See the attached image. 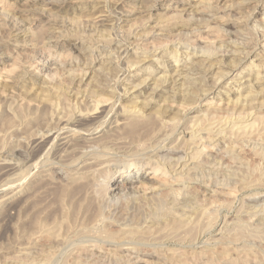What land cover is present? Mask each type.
Wrapping results in <instances>:
<instances>
[{"label":"rangeland","instance_id":"374dc122","mask_svg":"<svg viewBox=\"0 0 264 264\" xmlns=\"http://www.w3.org/2000/svg\"><path fill=\"white\" fill-rule=\"evenodd\" d=\"M48 1H49V4H48ZM48 1L47 0H0V4H2L1 6H3L2 8L5 10V12H8V16H6L7 13L5 14V16L4 15L2 16L0 14V52H1L0 53V160H1L0 161V264H34V263L35 264H41V263L45 264L47 260H49L48 264L49 263L50 264H66V263L75 264L76 262L78 264H83L84 261L83 262L75 261L76 260L75 254L78 252V249H80L79 246L81 247H83L84 245L87 246L89 244L88 242H90V244L92 242L93 243L96 242L101 245L99 256H101L103 260H101V258H98L97 259L98 261H96V259H91L89 260L90 262L85 261L84 264H86V262L87 264H93L94 260L96 262L94 264H102V263L103 264H116V263L118 264L119 261H121L122 264H125L126 262H127L126 264H129L131 261H132L131 264H153V263L154 264H171V262L172 264H181L182 262L180 263L179 261L181 257H178V256L182 254L184 256L187 255L184 258H187L188 256L193 257V256H197L199 252H200L199 254L202 257L199 254H198L199 258H197L198 256L192 259L189 257L187 258L188 260L185 259L187 260L186 264H189V263L190 264H193V263L194 264H207V263L212 264L214 263L213 262L214 259H215L214 260L215 263L217 264H223L224 262H225L224 264H227V262H229L228 264H237V263H234L233 261L235 259H238L240 257L239 255L243 256V257L242 256L240 257L241 259H248L249 264H253L252 262H254V264H264V240H263L264 235L261 236V234L264 232V211H263L264 210V180H263L264 177L262 178V175H264V164H263L264 159H262L264 158V155H263L264 154L263 152L264 138H262L264 137L263 135L264 134V105H263L264 104V66L263 67L261 66L260 68V73H261L260 80H259L260 82H258L257 84H254L255 82L254 80H253L254 82L252 81V79H255L256 74L251 76V79H250L251 81L250 80L248 81L250 85L254 84L252 85V87L250 86L247 87V85L245 84H242V85L236 84L235 80L234 82L232 81L230 83H229L230 80L226 81L223 84L221 83L222 92H219V94L216 97H214V95L210 96L208 99L209 100L208 104L206 103V105L202 106L201 108L197 109L196 111L192 113H188V111H185L187 110V107L185 106L187 104H192L191 101L187 102L184 105L186 109L182 108V109H185V110H182L183 112L180 111L179 107H177L176 109L175 108L171 109V107L173 106L170 107V105H172L169 102L170 100L165 101V99L168 96L170 97V95L172 94V92L170 91L173 88L175 90H178V89H184V88L186 89V87L188 88L190 86L189 89H191L192 85H190L189 83L187 84L184 83V80L181 81V79L183 78L176 81V83L174 82L175 84L173 82L171 83L170 81L168 84L166 83L164 87L159 88V92L162 93V96L159 97L158 100L151 105L152 107H150L149 109L145 108V110H147L146 114L149 115L150 121L152 122L150 125L151 127L156 126L154 128L158 129L160 126H162V122H160L161 119H162L161 121L163 120L164 121L166 120V122L170 121V122H167V124H165L164 126V130L166 128L165 131L167 132L168 130L167 133L169 134L170 132H173V134H175L176 132L175 127L177 125L175 122L181 123L182 127H187L193 121L195 122L198 119L202 120L201 118L203 117L204 119L208 118L207 116L209 114H210L209 117L213 116L215 112H216L215 114L216 118L217 119L219 118L218 119L219 122L222 121L224 123V125L222 124L221 126L222 122L219 124V122L216 120V122H218L219 128L220 129L223 128L221 129L222 136L224 138L227 136V138L224 139L222 137L221 140H217L215 142L213 141L214 142L213 149L209 147L208 149L209 152L207 151L208 153H206L207 155H204V158L202 157V160L204 161L202 167L198 169L199 171L197 170L198 172L196 171V173H193L191 171V173L193 174L191 175L190 180L189 181L187 180L188 181L187 184L189 185L188 186H186L187 184L185 185L186 187L190 186L189 187L190 189L192 187L191 192L192 193L194 192V195H196L195 196L196 201L194 202H198L199 204L202 203L200 205H205V206L207 204L206 207H208L209 209V215L212 213L208 219L210 221H213L212 225H209V223H205L207 222L208 219H206V221L204 220L200 221V223H198L199 221H195L197 223L196 224L194 222L195 227L197 225L198 226L200 225L199 226L200 228L196 227L195 229L199 231L195 230V233L192 234L193 236L190 235L191 237L190 236L188 237L189 239L187 238L189 234L188 233L186 234L184 232L186 234L185 235L184 233H182L183 231H181V232H178L176 236L173 233L174 235V236L172 235L173 239L171 238V236L169 239L167 238L166 240L165 238L162 239L161 237L160 241L159 240H155L156 242L154 240H151L150 242L148 241L147 243L149 244L133 242L130 246L129 245L127 246L128 242L124 243L121 240H119L121 241V243L117 242V246H119V249L121 248L127 249L126 247L128 248L131 247V249L134 248V251L127 252L126 258H124L125 253L119 254L117 256L114 255L115 254L114 248L116 247L115 246L116 244L110 245L107 243H103L102 241L104 240L103 238L106 237L105 234L107 233L109 234L111 230L112 232H114L115 230L119 231V229L121 230L122 227L124 229L127 226L126 229H135L136 227H138L136 229L142 228L140 229L141 232H144V230H146L147 228L146 230L147 232L149 230L148 226L150 224H151V227H149L150 231L151 229L155 230V229L164 227L165 225L164 221L163 222L159 221L161 225L164 224L161 227H159L160 226L159 223L158 224L155 223L153 226V224L151 223L152 221L150 222V220H152L153 217L157 215V214H153V213H156V212H153L154 210H156L155 205L153 206V202L155 204V201L153 200L155 199L157 200V198L161 199L160 196L168 192V190L161 188L157 181L151 180L153 176H150V171L148 170L145 171V167H146L145 165L147 164L148 161L144 158L143 155H141L139 151H138L139 153L137 152V155L135 157L133 156V158H131L129 157V155L117 153V150L113 146L111 147L109 146L108 148L110 149L107 148L110 151L109 153L107 149H105V151L103 152L104 150L103 148H99L96 146L91 148L87 145L88 147L86 146L85 148L82 149L83 150L82 153L79 152V154L81 153V155L79 156L77 154L78 152L76 153L70 152L71 153L70 155V153H68L69 151L67 150V148L63 144H61L60 141L53 140V141H50L51 143L48 142V144L40 143V142L38 144V142H36L35 140L36 138L41 136L40 134L43 133L44 130H46L45 128L50 129V128H53V126L55 128V126H57L56 123L58 121V118H60L59 117L60 115L65 116V117L67 115V117H69L68 119H70V118H74L77 114H80L81 112H83V114L85 115L89 113H91L89 115H92L94 111L97 112V109L94 108V105H96V102L98 100H102L103 98L109 99V102H108L109 105L105 107L104 110L106 111L104 112L103 115L101 114L99 115L97 112V115L101 117L98 120H96L97 122L96 121L93 122L92 128L93 127L102 128L105 125V121L109 120L107 118L114 117V115L116 116V114L118 113L117 110H119V108L125 107L128 105L129 106L133 105L134 102H135L134 103L135 105L136 101H139L141 103L149 99V97L151 96L153 92L155 84H157V82L160 79V76L168 74L167 76L171 75L169 77L171 78L172 76H174V69L179 66H176L178 64H175V59L171 58V55H166V54L164 55L162 50L160 49H154V50L150 49L151 51L149 50L146 54H143L142 51H144L143 50L144 48L143 49L140 48L142 51L138 50L136 52L135 49L138 48L137 44L140 43L138 45L139 47H143V45H145V43H142L141 40L138 41V39L140 38L141 33L143 35L144 33L146 34L148 32H151V30L154 31L155 35L157 36V33L159 34V32L157 31L158 30L157 28L161 27L164 24L163 28L165 30L167 29L168 31L166 30V32L164 31L162 35L160 33L157 36V38L148 41V43L146 42V45H145L146 48L148 47V45L152 46L155 44V46L156 45L160 46L164 43L166 44V42L168 43L170 40L171 41L174 39L177 40L176 36L179 37V35L177 34H180L181 39L182 37L185 36V34H186L185 36L186 38L188 37L189 34L190 35L194 34L196 35V37L193 35L195 37L194 44L199 45L200 47H203V46L207 47L210 42L211 43L213 42L212 40H214L215 36L213 35V33L206 30L207 28L205 25L206 23L202 24L201 22L198 23L199 22L198 20L196 21V19H198L199 17L195 11H193L194 12L193 14L191 13L193 9H190V7L192 8V6L193 8L195 7L198 8L200 6L199 8L200 10L206 9L210 11V9L211 8L213 9V7L215 8L217 4L218 7L216 8H219V11L221 10L219 15L224 16V19H226V21L234 24V25H227V28L231 30L232 32H235V31L243 32L242 36L243 37L247 36V37L243 38L241 36L240 37L241 40L239 41L245 42L246 43V44L244 43L245 46L247 44H250L246 46L248 48L246 49L247 50L250 49V51L253 52L252 59L255 60V64H259L260 62H262L263 64L264 63V46H263L264 44V37H263L264 35V27H263L264 26V14H263L264 7L263 8H261L262 6L257 7L256 0H252V1L250 0H159V2L158 0H155V1L154 0H127V2H130V3H123L122 7L116 6V0H59L60 2L58 0H52L57 3L59 2L57 5H54V6L50 4L52 1L50 0ZM46 2L48 5L46 4ZM60 3L67 5L69 10L68 11L61 10L59 8ZM171 4L177 6V8L174 6L172 8H169V11H168V9H166L165 6H168ZM32 6L34 8L36 6L35 9L37 11L33 10L34 8L32 9ZM37 6H39L40 8ZM156 6L157 8H154ZM160 6H163L164 8L162 7L160 8ZM38 9H40V11H38ZM149 9H151L152 11L150 10L149 13H147V10ZM21 10L22 12H20ZM141 10H144V11L141 13ZM9 12L10 14L12 13L11 16ZM151 12H153L154 14V15L152 14L153 15L152 18H150L149 16ZM210 13L212 14L213 12H209V14ZM100 15L105 16V18H107L110 22L108 21L103 24L96 23ZM5 17H7L8 19ZM13 18H15L14 19L15 22L12 20ZM148 18H150L149 19L150 21L152 19V21L149 22ZM222 20L223 19L216 20L215 22L217 24L222 25L223 24ZM160 22H162V24ZM156 23L158 25L160 24L161 25L157 26ZM153 24L155 27L153 26ZM211 24H214V22H212ZM8 25L10 26L8 27ZM19 28H23V29H19ZM175 28H178V29H175ZM204 28H205V31H204ZM195 29H196V32H194ZM260 29L262 31H260ZM202 30H203V33H202ZM104 33L106 35H104ZM89 35L93 37L91 38ZM169 35L171 37H169ZM173 35L175 38L173 37ZM56 37L58 39H56ZM77 37H79V39H77ZM50 39H51V42H49ZM68 39L72 40V44H74L73 47L70 46L71 42ZM92 39L93 40L96 39L95 41H93V44H95L94 42H97L99 40H103V41L106 39L108 40L110 39V40L108 44H103L102 41H100L101 43L98 42L97 43L98 46H94V49L97 47L98 50H95V52H93L90 55V53L88 54V51H89L88 47L91 46L90 40ZM208 47H210V45ZM173 48H177V47L172 46V49ZM178 48L180 49V46ZM183 51H185V49L181 50V52ZM185 58H186L185 55H182L180 57V60H181L180 63L183 62V59ZM145 59L147 60V62ZM233 59L234 58L230 57L229 60H227L226 62L231 63V60ZM218 60H220V57L218 56L212 57L210 59L209 65L210 64H211L210 66L213 65L212 69L214 70L210 72V75L207 76L208 78L205 79L207 82L203 79H202V83L200 82V78L202 74L201 76L197 73L193 74L194 75L193 78H196L198 79L197 81H199L197 82V84L200 83L201 88L204 87V90H206L207 88H210V86L217 83L219 81L218 80L219 72H221L222 70H226L224 69L225 67L224 65H221L218 63ZM236 60L237 59H235L234 61ZM136 61L137 63L140 62L141 64H135ZM238 61L239 59L237 60V62ZM250 61L242 62V67L245 69L248 68L247 66L249 65ZM151 65L153 67H151ZM35 72H38V73H35ZM85 72L86 74L88 73L87 77L85 76ZM191 75L189 76L191 77ZM19 77L20 78L23 77V78L20 79ZM147 78L148 79L150 78V79L148 80V82H146V85H143V86L141 85L142 87L140 86V89H139V91L141 92L140 96L138 97L134 96L133 94L135 92H132V91L135 89V87L138 84H141V82L143 80H146ZM11 85L14 88H12ZM197 86H199V84ZM238 88H240V90H238ZM223 90L224 91L228 90L229 93H226V92L224 93ZM248 92L252 93L251 97L253 99L251 97H248L252 101L248 100L246 102L244 98L245 96H247ZM240 96H243L244 98ZM118 98L119 100H117ZM240 98L244 100L242 99L240 100ZM13 99L15 101H13ZM228 101H229V104H227ZM239 101H242V102H239ZM242 103L244 106L242 105ZM162 104L165 106H162ZM9 105H11V107ZM136 106L140 108L142 104L136 105ZM218 107H220L219 110H218ZM9 108L11 109L10 111H9ZM56 108H59V109H56ZM93 108L96 110H94ZM212 108H214L215 110ZM15 109L18 110L19 112L18 111L16 112ZM163 109L165 111L167 110L166 113L168 114L164 113L165 111ZM178 109L180 112H178ZM157 110L161 114L164 113L165 116L160 115V113H158ZM75 111H77V113ZM16 113H19V114H16ZM211 113H213V115H211ZM94 114L96 115V113ZM158 114L160 116H158ZM19 115L20 117H18ZM152 116L157 117V119H154L155 117H152ZM238 116L244 117V119H248L247 123H253L254 125L252 131H249L247 135H245L246 137L244 135L243 137L242 135L236 133V130L234 129V126L239 125V121L237 122L239 118ZM67 117L66 118L63 117V118L67 119ZM99 120L101 121L99 122ZM154 120H157V121L155 122ZM225 121H228V122H225ZM158 122L161 124H159ZM230 126L231 127L233 126L232 127L233 129H230L231 128ZM216 129H218V127H216ZM228 130H230L229 132H231V135H229L230 133L228 132ZM253 130L256 132H254ZM232 131L236 135H234ZM51 134L53 133L51 132ZM123 135L124 134L122 132L121 133L117 132V134L107 133V138H108L107 140L108 141L116 140L122 137ZM235 136L237 139L235 138ZM239 136H241L242 138H240ZM33 137H36V138H33ZM174 137L175 138L171 142H169L168 145H171L172 142H174L176 139L179 138L178 134H176ZM18 140L20 141V143L18 142ZM223 140L224 142H222ZM127 142L131 143V141L129 140ZM137 145L139 144H135L136 147L133 145L132 146L134 148H138V147L140 148V146L142 147L141 144L138 147ZM18 147L20 149L16 151V148L18 149ZM143 147L145 146L143 145ZM96 148H98V150ZM90 149L92 151L94 150L95 152L93 151L94 152L93 153ZM111 149H115V150L112 151ZM231 151L233 152V155ZM84 152L88 154L85 155ZM83 153L86 157H84ZM114 153L117 154V156ZM99 154H103L101 155V157L102 156L103 157L99 158L100 157ZM261 154L263 155V157ZM221 157L222 158L224 157V158L222 159ZM72 158H74L75 161H73L74 159ZM95 158L98 160V162H100V165L102 163L101 167L99 166L101 170L100 169L98 170L99 168L98 166L92 165V166H88V168H86L85 166L84 167L86 168V171H85V169L82 167L83 161L90 162V160H92L91 162H93V161H96ZM205 158L206 160L208 159L209 161L204 160ZM233 158L235 160L236 159H240V160L235 161L233 160ZM76 160L79 161V162L77 161L78 164ZM19 161L21 162L19 163ZM103 162L106 164H104ZM240 162L242 163L240 164ZM18 163L20 164V166ZM142 166H145V167H143V170L139 172L137 168L142 167ZM217 166L218 167L220 166L221 169L218 168ZM92 167H94V169ZM95 167L96 168L98 167V168L96 169ZM76 168H79V171ZM90 168L91 170L89 172ZM216 168H217V171H215ZM256 168L262 171L259 172V170ZM83 169H84V172H83ZM255 169L257 171H255ZM75 170L77 171V173ZM95 171H96V174H95ZM126 173L128 175L127 176L128 180H124L126 178L121 177L124 174L126 175ZM252 173H255V174H252ZM258 173L262 174L261 177ZM193 175H194V178L196 176L197 177L194 179ZM135 176L137 179L132 180V178ZM74 177L79 178L80 181L81 179L84 181H81L80 183V181L79 180L76 181ZM85 177L88 178L89 180L86 179ZM204 177L205 179L206 178L207 179L205 180ZM257 179L259 182L256 181ZM131 180L132 182L143 181L142 188H144V186L147 185L146 186L148 190L147 193L149 192L150 189H151L150 192L151 191L153 192L155 190L154 193L151 192V195H150V192H149L148 193L149 196H148V194L147 195L145 194L146 189L144 188V189H141L142 190L140 191L141 194L139 191H138L139 193L135 191V194H134L133 193L134 191H131L127 189L126 187L124 188L126 182L129 183L131 182ZM214 180L217 182H215ZM246 181L252 182V183L248 182V183H251L249 184L251 187L248 186V183ZM220 182L222 185L220 184ZM260 182L261 183L263 182L262 183L263 185ZM234 184H235V187H234ZM152 186L153 187L155 186V188L157 187L158 189L160 188L161 189L160 190L157 189L159 191L157 193V190L154 188L152 189ZM245 186L246 187L248 186L247 189L246 188L244 189ZM113 187L114 188L120 187V190L116 191L115 193H110V190ZM105 188L109 192H107ZM177 188L178 187H176V189ZM213 191H216L217 194L216 192L214 193ZM175 192H176L175 194L177 195L178 191L175 190ZM218 192L220 195L218 194ZM159 193L161 194L159 195ZM230 193L232 194L235 193L234 194L235 196H233L232 198L230 196L229 198L226 197ZM145 195L147 196V198ZM156 195L159 197H157ZM198 196L200 199L198 198ZM235 197H236V200H235ZM207 198H209L210 200ZM178 199L180 198L178 197ZM201 199L202 200L204 199V200L202 201ZM178 202H180V200L177 201V203ZM203 202L205 203L203 204ZM221 204H224V205L221 206ZM208 205L211 207H209ZM255 206L256 207L258 206L259 208L257 207L258 208L257 209ZM152 207L155 209H153ZM151 209L153 211H151ZM113 211H115V213ZM238 211H240L239 214H238ZM118 215H120V217ZM117 217L121 219L118 220ZM105 219H107L108 221ZM148 219H149V222H148ZM192 219L193 218L188 219L187 222L189 221L191 222ZM209 220L208 222H210ZM230 220L232 223H229ZM243 220L244 221L246 220L247 225H244L246 223L243 222ZM93 222H95V224ZM123 222L125 224H123ZM201 222L202 224L205 223L206 225L207 224L208 225L204 226L205 224L202 225ZM227 222L229 223V225ZM241 222L243 224H241ZM144 223L146 226L143 225ZM132 224L133 226H135L136 224L135 228L132 226ZM191 224L193 223L191 222ZM119 225L120 227H118ZM121 225H124V226L126 225V226L121 227ZM128 225L130 227H128ZM225 225H228V227ZM49 226H52V227H49ZM242 226L244 227V229ZM46 227L52 229V230L48 229L50 233L48 232ZM155 227H158V228H155ZM258 227L261 229H258ZM53 228H55V231L59 229L58 231L62 232L63 234L62 233L58 234L59 233L58 231H56L57 233L53 232ZM106 228H109L108 230H110L107 233H105V231H107ZM252 228L253 229L256 228V229L253 230ZM45 229L47 230L46 232H44ZM79 229H81V232L84 230L83 231L84 235L83 233H81L83 237H81ZM103 229L105 230L103 231ZM249 230H251L250 231L251 233L249 232ZM85 231L86 233L88 231L90 232L88 233L89 236L90 234H94V236L96 235L95 236L96 238L92 236L94 238L91 237L93 239L91 242V238L89 236H86L87 234H85ZM99 231L101 233H104L105 236L103 237L102 236L103 234L101 235ZM118 231H115V232H118ZM235 231L236 232L239 231L240 235L238 236L237 234L239 233L238 232L236 233ZM76 232L78 233L76 234ZM253 232H255L256 237L259 236L261 238L257 237L258 239L256 240V237H254L255 235L253 234ZM53 233L56 234L55 235L56 239L52 238V236H54ZM120 233L121 232H119V234ZM78 235L80 236V238L78 237ZM98 235H101L103 238L99 236L100 239H98L99 238L97 237ZM196 235H197V238H196ZM250 235H252L254 238ZM84 236L86 238H84ZM178 236L180 237L182 236V238ZM236 236L238 237L236 238ZM240 236L241 237L243 236L242 239ZM245 236H249V238L251 237V239L246 237L248 238V240L246 239L247 241L245 240L244 242L243 238H245ZM59 237L60 238L62 237L60 241L63 240L64 241V242L62 241L63 244L66 242L67 243L69 242V243L62 245L61 242L59 243ZM66 237L67 239H65ZM75 237L77 238V240H75ZM175 237L176 238L178 237L179 239L178 238L176 239ZM57 238H58V241H56ZM87 238H89L90 240H88ZM118 238H121V236ZM149 238H151V236ZM238 238L240 240H237ZM185 239H186V242H185ZM232 239L234 240L236 239L237 241H234ZM194 240H197L196 241L197 243ZM193 242H195L196 244ZM241 242H243L244 244L243 243L241 244ZM246 242H248V244ZM155 243H157V245ZM56 244H58V246ZM33 245H36V246L34 247ZM244 245H246L245 246L246 248L243 247ZM156 247H157V250H156ZM32 248H34V250H32ZM237 248H240V249H237ZM251 248H252V251H251ZM204 249H209V250H204ZM212 249L214 250V252L212 251ZM158 250L161 252H159ZM177 250L179 253L177 252ZM237 250L238 252L240 250L239 255H238ZM41 251L43 253H41ZM58 251L61 253H59ZM136 251H138L139 253L138 252H137L138 254L134 253ZM250 251L251 253L248 254ZM49 252H50L49 254L50 256L48 257ZM52 252L56 253V256H55L56 258H54V260L51 258H52V254L54 257L55 253H52ZM150 252H152L153 254ZM175 252H177V254ZM193 252H195L196 255ZM202 252L203 253L206 252V253L203 254ZM241 252L246 256L248 254L249 257L246 258ZM156 253L157 254L161 253V254L157 255ZM167 253L168 255H166ZM207 253L209 254L217 253V254L216 255L213 254L215 257L211 254V256L213 257L212 258ZM224 253L227 258L224 256ZM226 253L229 255H227ZM255 253H256V256H255ZM39 254L42 257L41 256L39 257L38 256ZM45 254H47L46 255L47 256L46 258H48L47 260H45L46 259L44 257ZM72 254H73V257L71 256ZM146 254H148L149 256L148 255L146 256ZM155 254L157 256H155ZM172 254L174 255V257H178V259L174 258L175 259L174 260L173 258H171L170 256L173 257ZM222 254L224 257L220 256ZM132 255L135 256V258H133ZM206 255H208L209 257L208 256L206 257ZM251 255L256 260L250 257ZM120 256H122L121 260L120 258L116 259V257H120ZM163 256H165L167 261L164 259ZM228 256L230 257V260ZM257 256L260 258L259 260L258 258H256ZM169 257L171 258V260ZM219 257L223 259L220 260ZM127 258L129 259L131 258L130 259L131 261L128 262L127 260H123ZM210 258H212L213 260L211 259L212 260L211 261ZM224 258L227 259V262L225 261L226 259ZM50 259L53 260V262ZM135 259L137 261H139L140 259L141 260L143 259L144 261H142L141 263H137ZM231 259L233 261H231ZM42 260L43 262H40ZM219 260L221 261V263H219L220 262ZM123 261L125 262L123 263ZM163 261H166V262H163ZM261 261L263 262L261 263ZM121 262L119 264H121Z\"/></svg>","mask_w":264,"mask_h":264},{"label":"bare ground","instance_id":"6f19581e","mask_svg":"<svg viewBox=\"0 0 264 264\" xmlns=\"http://www.w3.org/2000/svg\"><path fill=\"white\" fill-rule=\"evenodd\" d=\"M48 1V0H47ZM50 1H52V0H50ZM59 1V0H58ZM155 1V0H154ZM250 1H252V0H250ZM60 2V1H59ZM58 2V3H59ZM112 2V1H111ZM158 2H159V0H158ZM57 2H55V1H52L50 4H52L53 6L54 5H57L58 4ZM65 3V2H64ZM68 3V2H67ZM114 3H115V1H114ZM123 3H130V2H127V0L125 1V0H116V6L117 7H122V4ZM256 3H257V7H260V6H262L261 8H263L264 7V0H256ZM38 4V3H37ZM36 4V5H37ZM46 4H47V2H46ZM48 4H49V1H48ZM47 4V5H48ZM66 4V3H65ZM143 4V3H142ZM165 4V3H164ZM163 4V5H164ZM190 4V3H189ZM2 4H0V14L3 16H5V14L7 13V15L6 16H8V12H5V10L2 8L3 6H1ZM154 5H156V4H154ZM153 6V5H152ZM175 5H173V4H171V5H168V6H165V8L166 9H168V11H169V8H172V7H174ZM30 7V6H29ZM37 7H39V6H37ZM58 7V6H57ZM164 8L163 6H160V8ZM176 8H177V6H175ZM216 7H218L217 6V4H216V6H215V8L213 7V9L211 8L210 9V11L209 10H200L199 8H200V6L198 7V8H193V6H192V8L190 7V9H193L192 10V14L194 13L193 11H195L197 14H198V19H196V21L198 20L199 22L198 23H206L205 25H206V30H208L209 32H211V33H213V35L215 36V38H214V40H212L213 42L210 44H208V46L210 45V47H205V46H203V47H200L199 45H195L194 43V41H195V37H196V35H188V37L186 38L185 36H186V34H185V36L184 37H182V39L180 38V34H177V35H179V37H177L176 35V39L177 40H168L169 42L167 43L166 42V44L164 43V44H162V45H160V46H158V45H156L155 46V44L154 45H152V46H150V45H148V47L146 48L145 47V45H146V42L148 43V41H150V40H152V39H155V38H157V36L161 33V35H162V33H164V31L166 32V30L163 28V26H164V24L161 26V27H159V28H157L158 30V32H159V34L157 33V36L155 35V33H154V31H152L151 30V32H148V33H144L143 35H142V33H141V36H140V38L138 39V41L139 40H141V42L142 43H145V45H143V47H139L138 45L140 44H137V49H135V51L137 52L138 50L140 51L141 49L140 48H144L143 50L144 51H142L143 52V54H146L150 49L151 50H154V49H160V50H162V52H163V54L165 55H171V58H173V59H175V64H178V65H176V66H179V67H176L175 69H174V76H172L171 78H169L171 75H169V76H167L166 74L165 75H162V76H160V79H159V81L157 82V84H155V87H154V89H153V92H152V94H151V96L149 97V99H147L146 101H143V102H139V101H136V104L134 105V103H133V105H128V106H125V107H121V108H119V110H117L118 111V113L116 114V116L114 115V117H110V118H107V119H109V120H106V119H104V120H106L105 121V125L102 127V128H92V124H93V122H95L96 120H98L101 116H99L100 114L101 115H103L104 114V112L106 111V110H104L105 109V107H107L109 104H108V102H109V99H102V100H96L97 102H96V105H94V108H96L97 109V112H98V114L99 115H97V112H95L94 111V113H96V115L93 113V111H92V115H89V114H91V113H89V114H87V115H85V114H83V112H81L80 114H77L74 118H70V119H68L69 117H67V115H66V117H67V119H64V118H66L65 116H61L60 114V118H58V121H57V126H55V128H54V126H53V128H50V129H47V128H45L46 130H44L43 131V133H41L40 135V137H38V138H36V137H33V138H36L35 140H36V142H38V144H39V142L40 143H47L48 144V142L49 143H51L50 141H53V140H55V141H60L61 142V144H63L66 148H67V150L69 151L68 153H76V152H78L77 154L80 156L81 155V153L83 152V148H85L87 145L89 146V147H91V148H93V147H99V148H103L104 150H103V152L105 151V149H107L109 146L111 147V146H113L116 150H117V153H120V154H124V155H129V157H131V158H133V156L135 157L136 155H137V152L139 151L140 153H141V155H143L144 156V158L148 161L147 162V164L145 165V166H142V167H139V168H137L138 169V171L139 172H141L142 170H143V167H145V171H150V176H153V178L151 179V180H153V181H157L158 183H159V185H160V187L161 188H164V189H166V190H168V192H166L165 194H162L161 196H160V198L161 199H159V198H157V197H159V196H157L156 198H157V200L155 199V200H153V201H155V204H154V202H153V206L155 205V208H156V210H152L151 209V211H153V212H156V213H153V214H157L155 217H153V219L152 220H150V222L153 224V226H154V224L156 223V224H160V222L162 221H164V224H162V225H164V227H161L162 225L160 224V226L159 227H161V228H158V227H155V228H158V229H155V230H152L151 229V231H150V228L149 227H151V224L148 226V231L146 232V230H147V228H146V230H144V232H141V230L140 229H142V228H140V229H136V228H138V227H136L135 228V226H136V224H135V226H133V224H132V226L135 228V229H126L127 228V226H126V228H124L123 229V227L122 226H124V225H121V227H122V229L120 230L119 228V231L118 230H115V231H118V232H112V230H111V232L108 234L107 232H109L110 230H108L109 228H106L107 229V231H105V233H107V234H105L106 235V237L105 238H103L105 235H104V233H101L100 231H99V233L103 236H101V235H98L97 237H99V236H101V238H103L104 240H102L103 241V243H107V244H116L115 246V248H114V255H119V254H123V253H125V257L124 258H126V253L127 252H132V251H134V248H132L131 249V247L130 248H128V247H126L127 249H119V246H117V242H120L121 243V241L122 242H124V243H127L128 242V244H127V246L129 245H131L133 242L135 243V242H137V243H142V244H149V243H147L148 241L150 242L151 240H161V237H162V239L163 238H165V240L168 238H170V236H171V238L174 236L173 235V233L175 234V236L178 234V232H181V231H183L182 233H188L189 235L187 236V238L191 235V236H193L192 234L193 233H195V228L197 227H199L198 225L195 227V221H199L198 223H200V221H206V219H208L209 218V216L212 214H210L209 215V209H208V207H206L207 206V204H206V206L205 205H200V204H202V203H198V202H194V201H196V195H194V192L192 193L191 191H192V187H191V189L189 188V187H186V186H188L189 184H187L188 183V181L190 180V177H191V175L193 174V173H196V171L198 170V169H200L201 167H202V165H203V160H202V157L204 158V155H207L206 153H208L209 151H208V149H209V147L210 148H212L213 149V147H214V142L215 141H217V140H221L222 139V131H221V129H223V128H219V125H218V122H219V118L217 119L216 118V112L214 113V115H213V113H211V115H213V116H211V117H209V115L207 116L208 118H205L204 119V117L203 118H201L202 120H196L195 122L193 121V120H195V119H193L192 121L194 122H191V124H189L187 127H182L181 126V123H177V122H175L177 125H176V127H175V134H173V132H170V134L169 133H167L168 132V130H167V132L165 131L166 130V128H165V130H164V126H165V124H167V122H170V121H167L166 122V120L163 122V121H161L160 120V122H162V126H157V127H159L158 129H155L154 127H156V126H150L151 125V121H150V118H149V115L148 114H146L147 112V110H145V108L147 109H149L150 107H152L151 105L153 104V103H155L157 100H158V98L159 97H161L162 96V93H160L159 92V88H161V87H164V85L167 83H169L170 81H171V83L173 82H175L176 83V81H178L179 79H181V78H183V79H181V81L182 80H184V83H189L190 85H192L191 86V89H189V87L187 88L186 87V89L184 88V89H178V90H175L174 88V90L173 89H171V91L170 92H172V94L170 95V97L168 96L166 99H165V101H169L172 105H170V107L171 106H173V107H171V109H176L177 107H179V109H180V111H182V110H185L186 108L185 107H187V110H185V111H188V113H192V112H194V111H196L197 109H199V108H201L202 106H204V105H206V103L208 104V99H209V97L210 96H213L214 95V97H216L218 94H219V92H222L221 91V89H222V84L223 83H225L226 81H228V80H230L229 81V83L230 82H234V80H235V83L236 84H240V85H242V84H245V85H247V87H252V85H254V84H257L258 82H260L259 80H260V75H261V73H260V68H261V66L263 67L264 66V63L262 64V62H260L259 64H255V60L254 59H252V54H253V52H251L250 51V49L249 50H247L248 48L246 47L247 45H250V44H247L246 46H245V42H240L239 40H241L240 39V37L243 35L242 33L243 32H239V31H235V32H232L231 30H229L228 28H227V25H234V24H232L231 22L229 23L228 21H226V19H224V16H220L219 14H220V11H219V8H216ZM34 7L32 6V9H33ZM35 8H36V6H35ZM33 9V10H36V9ZM40 8V7H39ZM59 8L61 9V10H65V11H68L69 10V8L67 7V5H64V4H61L60 3V6H59ZM141 8V7H140ZM151 8V7H150ZM154 8H157V6L156 7H154ZM159 8V9H160ZM231 8V7H230ZM50 9V8H49ZM52 9V8H51ZM144 9H145V7H144ZM152 9V8H151ZM151 9H149V10H147V13H149V11L151 10ZM204 9V8H203ZM17 10V9H16ZM115 10V9H114ZM153 10V9H152ZM151 10V11H152ZM155 10V9H154ZM174 10V9H173ZM187 10H189V9H187ZM213 10V11H212ZM223 10V9H222ZM258 10V9H257ZM13 11V10H12ZM24 11V10H23ZM37 11V10H36ZM38 11H40V9H38ZM124 11V10H123ZM144 10H141V13L143 12ZM20 12H22V10L20 11ZM26 12V11H25ZM46 12V11H45ZM45 12H43V13H45ZM48 12V11H47ZM115 12V11H114ZM120 12V11H119ZM137 12V11H136ZM209 12H213L212 14L210 13L209 14ZM30 13V12H29ZM128 13V12H127ZM134 13V12H133ZM139 13H140V11H139ZM9 14H10V12H9ZM12 14V13H11ZM11 14H10V16H11ZM40 14H42V13H40ZM112 14V13H111ZM116 14V13H115ZM129 14H131V13H129ZM153 14V12H151L150 13V18H152V16L154 15H152ZM167 14V13H166ZM264 14V13H263ZM16 15V14H15ZM14 15V16H15ZM43 15H45V14H43ZM142 15V14H141ZM146 15H148V14H146ZM145 15V16H146ZM127 16H128V14H127ZM16 17V16H15ZM108 17V16H107ZM196 17V16H195ZM5 18H7V17H5ZM27 18V17H26ZM109 18V17H108ZM150 18H148V20L150 19ZM8 19V18H7ZM14 19L15 18H13L12 20L14 21ZM18 19V18H17ZM194 19V20H195ZM220 19H223L222 21H223V24L222 25H220V24H217L215 21L216 20H220ZM20 20V19H19ZM186 20V19H185ZM189 20V19H188ZM191 20H193V19H191ZM7 21V20H6ZM30 21V20H29ZM109 20L107 19V18H105V16H103V15H100L99 17H98V20H97V22L96 23H101V24H103V23H106V22H108ZM151 21H152V19H151ZM150 20H149V22H151ZM158 21V20H157ZM252 21V20H251ZM15 22V21H14ZM18 22V21H17ZM110 22V21H109ZM159 22V21H158ZM181 22H183V21H181ZM188 22V21H187ZM212 22H214V24H211ZM218 22V21H217ZM21 23H22V21H21ZM161 24H162V22H160ZM197 23V22H196ZM20 24V23H19ZM24 24V23H23ZM27 24V23H26ZM25 24V25H26ZM64 24V23H63ZM66 24V23H65ZM157 24V23H156ZM160 24V25H161ZM183 24V23H182ZM186 24V23H185ZM12 25V24H11ZM13 25H15V24H13ZM22 25V24H21ZM20 25V26H21ZM143 25H145V24H143ZM142 25V26H143ZM160 25H158L157 24V26H160ZM165 25H167V24H165ZM180 25V24H179ZM236 25V24H235ZM10 25H8V27H9ZM94 26V25H93ZM148 26H149V24H148ZM153 26H154V24H153ZM156 26V27H157ZM174 26V25H173ZM181 26V25H180ZM184 26V25H183ZM186 26V25H185ZM203 26V25H202ZM238 26V25H237ZM65 27V26H64ZM145 27V26H144ZM155 27V26H154ZM200 27H201V25H200ZM260 27V26H259ZM264 27V26H263ZM14 28H15V26H14ZM13 28V29H14ZM87 28V27H86ZM164 30H163V29ZM166 28V27H165ZM170 28V27H169ZM199 28V27H198ZM19 29H23V28H19ZM82 29H83V27H82ZM88 29V28H87ZM97 29V28H96ZM148 29V28H147ZM175 29H178V28H175ZM197 29V28H196ZM196 29H195V31L194 32H196ZM81 30V29H80ZM154 30V29H153ZM198 30V29H197ZM255 30V29H254ZM16 31V30H15ZM98 31V30H97ZM108 31V30H107ZM168 31V30H167ZM199 31H200V29H199ZM204 31H205V28H204ZM260 31H262L261 29H260ZM259 31V32H260ZM24 32V31H23ZM109 32H111V31H109ZM189 32V31H188ZM198 32V31H197ZM92 33V32H91ZM191 33V32H190ZM202 33H203V30H202ZM13 34V33H12ZM21 34V33H20ZM94 34H96V33H94ZM135 34V33H134ZM182 34H184V33H182ZM256 34V33H255ZM60 35V34H59ZM71 35V34H70ZM73 35V34H72ZM76 35V34H75ZM79 35H81V34H79ZM100 35V34H99ZM101 35H102V33H101ZM104 35H106L105 33H104ZM103 35V36H104ZM109 35V34H108ZM137 35V34H136ZM140 35V34H139ZM244 35H245V33H244ZM23 36V35H22ZM54 36V35H53ZM57 36V35H56ZM77 36V35H76ZM85 36V35H84ZM90 36V35H89ZM213 36V37H214ZM262 36V35H261ZM59 37V36H58ZM73 37V36H72ZM80 37V36H79ZM79 37H77V39H79ZM91 37V36H90ZM93 37V36H92ZM91 37V38H92ZM94 37H95V35H94ZM106 37V36H105ZM110 37H112V36H110ZM169 37H171L170 35H169ZM173 37H174V35H173ZM243 37V36H242ZM247 37V36H246ZM246 37H243V38H246ZM263 37H264V35H263ZM51 38V37H50ZM69 38V37H68ZM75 38V37H74ZM82 38H83V36H82ZM175 38V37H174ZM184 38V39H183ZM56 39H58L57 37H56ZM76 39V40H77ZM115 39V38H114ZM136 39V40H137ZM168 39V38H167ZM166 39V40H167ZM202 39V38H201ZM49 40V39H48ZM69 40V39H68ZM87 40V39H86ZM96 39H92V40H90V44H91V46L90 47H88L89 48V51H88V54L90 53V55L93 53V52H95V50H98L97 49V47L94 49V46H98L97 45V43L98 42H100V41H102V43L103 44H108L109 43V40L108 39H106V40H99V41H97V42H94L95 44H93V41H95ZM197 40V39H196ZM248 40V39H247ZM45 41V40H44ZM71 43H70V46L71 47H73L74 46V44H72V40H69ZM199 41V40H198ZM245 41V40H244ZM49 42H51V39H50V41ZM112 42V41H111ZM115 42V41H114ZM47 43V42H46ZM66 43V42H65ZM101 43V42H100ZM138 43V42H137ZM150 43V42H149ZM201 43H203V42H201ZM245 43V44H244ZM11 44V43H10ZM102 44V45H103ZM122 44V43H121ZM19 45V44H18ZM82 46V45H81ZM101 46V45H100ZM105 46V45H104ZM112 46H113V44H112ZM172 46L174 47H177V48H173L172 49ZM180 46V49L178 48ZM263 46H264V44H263ZM85 48V47H84ZM111 48V47H110ZM118 48V47H117ZM247 48V49H246ZM255 48V47H254ZM2 49V48H1ZM182 49H185V51H183V52H181V50ZM65 50V49H64ZM73 50V49H72ZM109 50V49H108ZM122 50V49H121ZM150 50V51H151ZM116 51V50H115ZM122 52V51H121ZM161 52V53H162ZM1 53V52H0ZM3 54V53H2ZM120 54V53H119ZM142 54V53H141ZM70 55V54H69ZM89 55V56H90ZM182 55H185V59H183V62H181L180 63V57L182 56ZM106 56H107V54H106ZM109 56V55H108ZM136 56V55H135ZM156 56V55H155ZM216 56H218V57H220V60H218V63L219 64H221V65H224L225 67H224V69H226V70H220L221 72H219V81L217 82V83H215L214 85H212V86H210V88H207L206 90H204V87H202L201 88V84L200 83H198L199 84V86H197L198 84H197V82H199V81H197L198 79H196V78H193V74L194 73H197V74H199L200 76H201V74H202V76H201V78H200V82L202 83V79L203 80H205L206 78H208L207 76H209L210 75V72H212L214 69H212V67H213V65L212 66H210L209 65V63H210V59L212 58V57H216ZM143 57H144V55H143ZM230 57H232V58H234L233 60H231V63H227L226 61L227 60H229V58ZM104 58V57H103ZM92 59V58H91ZM235 59H239V61L237 62V60L236 61H234ZM146 60V59H145ZM151 60V59H150ZM251 60V61H250ZM114 61V60H113ZM141 61V60H140ZM144 61V60H143ZM249 62L250 61V63H249V65L247 66L248 68H243L242 67V62ZM108 62V61H107ZM131 62V61H130ZM145 62V61H144ZM146 62H147V60H146ZM166 62V61H165ZM114 63H116V62H114ZM128 63V62H127ZM134 64V63H133ZM135 64H141L140 62L139 63H137V61H136V63ZM143 64V63H142ZM169 64V63H168ZM220 65V66H221ZM116 66V65H115ZM35 67V66H34ZM33 67V68H34ZM151 67H153L152 65H151ZM163 67V66H162ZM165 67V66H164ZM118 68V67H117ZM151 69V68H150ZM170 69V68H169ZM168 69V70H169ZM26 70H28V69H26ZM145 70V69H144ZM173 70V69H172ZM141 72V71H140ZM26 73V72H25ZM35 73H38V72H35ZM109 73V72H108ZM142 73V72H141ZM140 73V74H141ZM88 74V73H87ZM87 74H86V72H85V76L87 77ZM139 74V73H138ZM151 74V73H150ZM192 74V75H191ZM254 74H256V77H255V79H252V81L254 82V84H252V85H250L249 83H248V81L251 79V76L252 75H254ZM38 75V74H37ZM142 75V74H141ZM189 75H191V77L193 78H191ZM20 76H22V75H20ZM26 76V75H25ZM40 76V75H39ZM42 76V75H41ZM109 76V75H108ZM118 76H120V75H118ZM137 76V75H136ZM36 77V76H35ZM18 78V77H17ZM20 78V77H19ZM21 78H23V77H21ZM20 78V79H21ZM32 78V77H31ZM211 78V77H210ZM253 78V77H252ZM19 79V80H20ZM36 79V78H35ZM150 79V78H149ZM148 78L146 79V80H143L142 82H141V84H138L136 87H135V91L133 90H131L132 92H135L133 95L134 96H140V94H141V92L139 91V89H140V86L142 85H146V82H148V80H149ZM26 80V79H25ZM24 80V81H25ZM28 80V79H27ZM91 80V79H90ZM216 80V79H215ZM74 81V80H73ZM92 81V80H91ZM116 81V80H115ZM206 81V80H205ZM251 81V80H250ZM10 82V81H9ZM12 82V81H11ZM111 82V81H110ZM118 82V81H117ZM153 82V81H152ZM207 82V81H206ZM116 83V82H115ZM114 83V84H115ZM174 83V84H175ZM222 83V84H221ZM251 83V82H250ZM150 84V83H149ZM249 84V85H248ZM16 85V84H15ZM14 85V86H15ZM113 85V84H112ZM181 85V84H180ZM209 85H210V83H209ZM10 86V85H9ZM9 86H7V87H9ZM12 86V85H11ZM141 86V87H142ZM182 86H184V85H182ZM203 86V85H202ZM124 87V86H123ZM125 87H126V85H125ZM207 87V86H206ZM12 88H14L13 86H12ZM125 89V88H124ZM242 89V88H241ZM33 90V89H32ZM107 90H109V89H107ZM113 90H114V88H113ZM113 90H111V91H113ZM166 90V89H165ZM238 90H240V88H238ZM80 92V91H79ZM151 92V91H150ZM223 92L225 93H229L228 92V90H223ZM232 92V91H231ZM75 94V93H74ZM79 94V93H78ZM81 95V94H80ZM251 95H252V93L251 92H248V94H247V96H245V98L243 97V96H240V97H242V98H244L245 99V101L247 102L248 100L249 101H252V100H250V98H248V97H251ZM75 96V95H74ZM86 96V95H85ZM84 96V97H85ZM99 96V95H98ZM77 97V96H76ZM213 97V98H214ZM97 98V97H96ZM146 98V97H145ZM144 98V99H145ZM242 98H240V100L242 99ZM252 98V97H251ZM244 99H242V100H244ZM253 99V98H252ZM108 100V101H107ZM117 100H119V98L117 99ZM228 100V99H227ZM13 101H15L14 99H13ZM12 101V102H13ZM83 101V100H82ZM81 101V102H82ZM94 101V100H93ZM189 101H191L192 102V104H187L185 107H184V105L187 103V102H189ZM244 101V102H245ZM164 102V101H163ZM183 104H182V103ZM221 102V101H220ZM239 102H242V101H239ZM138 103V104H137ZM166 103V102H165ZM179 103H181V104H179ZM212 103V102H211ZM10 104V103H9ZM74 104H76V103H74ZM80 104V103H79ZM78 104V105H79ZM90 104V103H89ZM92 104H93V102H92ZM111 104V103H110ZM140 104H142V106H140V108L138 107V106H136V105H140ZM157 104V103H156ZM159 104V103H158ZM168 104V103H167ZM166 104V105H167ZM177 104H178V106H177ZM224 104V103H223ZM223 104H221V105H223ZM227 104H229V101H228V103ZM239 104H241V103H239ZM262 104H263V102H262ZM13 105V104H12ZM81 105V104H80ZM175 105V106H174ZM219 105V104H218ZM242 105H243V103H242ZM249 105V104H248ZM264 105V104H263ZM10 107H11V105H9ZM60 106V105H59ZM75 106H77V105H75ZM96 106V107H95ZM162 106H165V105H163L162 104ZM225 106V105H224ZM228 106V105H227ZM244 106V105H243ZM20 107V106H19ZM92 107H93V105H92ZM169 107V106H168ZM62 108V107H61ZM93 108V109H94ZM161 108V107H160ZM163 108V107H162ZM165 108H167V107H165ZM182 108H185V109H182ZM219 108L220 107H218V110H219ZM56 109H59V108H56ZM55 109V110H56ZM96 109H94V110H96ZM179 109H178V112H180L179 111ZM212 109H214V108H212ZM11 109L9 108V111H10ZM16 110V109H15ZM143 110H145V111H143ZM164 110V109H163ZM169 110V109H168ZM215 110V109H214ZM221 110V109H220ZM14 111V110H13ZM18 110H16V112H17ZM158 111V110H157ZM157 111H156V113H157ZM161 111V110H160ZM165 111V110H164ZM184 111V112H185ZM222 111V110H221ZM19 112V111H18ZM20 112H21V110H20ZM57 112H58V110H57ZM76 113H77V111H75ZM162 112V111H161ZM167 112V110L164 112V113H166ZM183 112V111H182ZM220 112V111H219ZM63 113V112H62ZM151 113V112H150ZM153 113V112H152ZM158 113H160L159 111H158ZM164 113H160V115H164ZM171 113V112H170ZM16 114H19V113H16ZM57 114V113H56ZM166 114H168V113H166ZM187 114V113H186ZM63 115H65V114H63ZM159 114H158V116H160ZM111 116V115H110ZM157 116V115H156ZM165 116V115H164ZM163 116V117H164ZM167 116V115H166ZM206 116V115H205ZM18 117H20V115L18 116ZM17 117V118H18ZM58 117V116H57ZM56 117V118H57ZM64 117V118H63ZM108 117V116H107ZM152 117H155V116H152ZM163 117H161V118H163ZM220 117V116H219ZM232 117H233V115H232ZM231 117V118H232ZM239 118H238V120H237V122L239 121V125H236V126H234V129L236 130V133H238V134H240V135H247V133L249 132V131H252V129H253V127H254V125H253V123H247L248 122V119H244V117H240V116H238ZM184 118V117H183ZM230 118V117H229ZM237 118V117H236ZM235 118V119H236ZM154 119H157V117H155ZM179 119V118H178ZM222 119V118H221ZM225 119V118H224ZM101 120H102V118H101ZM101 120H99V122L101 121ZM103 120V121H104ZM177 120V119H176ZM181 120V119H180ZM179 120V121H180ZM216 120L218 121V122H216ZM223 120V119H222ZM227 120V119H226ZM230 120V119H229ZM102 121V122H103ZM155 122L157 121V120H154ZM172 121V120H171ZM186 121V120H185ZM231 121V120H230ZM97 122V121H96ZM101 122V123H102ZM222 122V121H221ZM221 122H219V124L221 123ZM225 122H228V121H225ZM159 123V122H158ZM174 123V122H173ZM174 123V124H175ZM49 124V123H48ZM95 124V123H94ZM159 124H161V123H159ZM222 124L224 125V123L222 122L221 123V126H222ZM229 124V123H228ZM227 124V125H228ZM47 125V124H46ZM54 125V124H53ZM103 125V124H102ZM187 125V124H186ZM173 126H175V125H173ZM232 126V127H233ZM97 127V126H96ZM216 127H218V129H216ZM231 127V126H230ZM230 128V129H233V128ZM152 128H154V129H152ZM173 128V127H172ZM263 129V128H262ZM261 129V130H262ZM225 130V129H224ZM254 130H255V128H254ZM253 130V131H254ZM174 131V130H173ZM230 130H228V132H229ZM51 132L53 133V134H51ZM117 132L119 133H123L124 135L122 136V137H118L119 139H116V140H111V141H108L107 139V133H116L117 134ZM224 132H226V131H224ZM233 132V131H232ZM254 132H256V131H254ZM258 132V131H257ZM263 132V131H262ZM39 133V132H38ZM230 134L229 135H231V132H229ZM176 134H178V136H179V138L178 139H176L174 142H172L171 143V145H168V143L169 142H171L175 137V135ZM233 134H234V132H233ZM232 134V135H233ZM253 134V133H252ZM122 135V134H121ZM206 135V136H205ZM226 135V134H225ZM234 135H236V134H234ZM264 135V134H263ZM36 136V135H35ZM116 136V135H115ZM208 136V137H207ZM243 136V137H244ZM250 136V135H249ZM114 137V136H113ZM230 137V136H229ZM240 138H242L241 136H239ZM238 137V138H239ZM246 137V136H245ZM224 138V137H223ZM225 138H227V136L225 137ZM224 138V139H225ZM233 138H234V136H233ZM235 138H236V136H235ZM249 138V137H248ZM262 138H264V137H262ZM237 139V138H236ZM247 139V138H246ZM33 140V139H32ZM126 140V141H125ZM131 141V143L130 142H127V141ZM235 140V139H234ZM240 140V139H239ZM26 141V140H25ZM214 141V142H213ZM229 141V140H228ZM243 141V140H242ZM18 142L20 143V141L18 140ZM222 142H224V140L222 141ZM230 142V141H229ZM244 142V141H243ZM218 143V142H217ZM135 144H141L142 145V147L140 146V148L138 147L139 145H137V147L138 148H134L133 146H135ZM224 144V143H223ZM230 144V143H229ZM234 144V143H233ZM232 144V145H233ZM238 144H239V142H238ZM261 144V143H260ZM264 144V143H263ZM129 145V146H128ZM133 145V146H132ZM143 145L145 146V147H143ZM216 145V144H215ZM242 145V144H241ZM87 146V147H88ZM221 146H222V144H221ZM228 146V145H227ZM259 146H261V145H259ZM21 147V146H20ZM112 147V148H113ZM136 147V146H135ZM235 147V146H234ZM24 148V147H23ZM27 148V147H26ZM215 148H217V147H215ZM229 148V147H228ZM251 148H252V146H251ZM250 148V149H251ZM254 148V147H253ZM20 148L18 147V149L16 148V151L17 150H19ZM88 149V148H87ZM86 149V150H87ZM97 150H98V148H96ZM108 149H110V148H108ZM107 149V150H108ZM115 149H111L112 151H114ZM233 149V148H232ZM261 149V148H260ZM26 150V149H25ZM82 150V151H81ZM91 150V149H90ZM89 150V151H90ZM102 150V149H101ZM222 150V149H221ZM84 151H85V149H84ZM88 151V150H87ZM86 151V152H87ZM92 151V150H91ZM94 151V150H93ZM92 151V152H93ZM99 151H100V149H99ZM208 151V152H207ZM220 151V150H219ZM234 151V150H233ZM254 151V150H253ZM79 152H81L80 154H79ZM86 152H84L85 153V155H87L86 154ZM95 152V151H94ZM93 152V153H94ZM102 152V153H103ZM108 152L110 153V151L108 150ZM138 152V153H139ZM216 152V151H215ZM232 152V151H231ZM236 152V151H235ZM263 152H264V150H263ZM71 153H70V155H71ZM84 153H83V155H84ZM100 153V152H99ZM105 153H107V152H105ZM221 153V152H220ZM223 153V152H222ZM14 154V153H13ZM12 154V155H13ZM104 154V153H103ZM103 154H99L100 155V157L99 158H102L101 157V155H103ZM115 154V153H114ZM255 154V153H254ZM263 154V153H262ZM261 154V155H262ZM73 155V154H72ZM82 155V156H83ZM84 155V157H86ZM90 155V154H89ZM96 155V154H95ZM116 156H117V154H115ZM211 155H212V153H211ZM219 155V154H218ZM217 155V156H218ZM227 155V154H226ZM232 155H233V152H232ZM237 155V154H236ZM259 155V154H258ZM264 155V154H263ZM263 155H262V157H263ZM74 156V155H73ZM113 156V155H112ZM139 156H140V154H139ZM139 156H137V157H139ZM210 156V155H209ZM221 156H222V154H221ZM97 157H98V155H97ZM96 157V158H97ZM108 157V156H107ZM142 157V156H141ZM216 157V156H215ZM220 157V156H219ZM27 158V157H26ZM77 158H79V157H77ZM88 158H89V156H88ZM95 158V159H96ZM98 158V159H99ZM123 158H124V156H123ZM214 158V157H213ZM222 158V157H221ZM224 158V157H223ZM222 158V159H223ZM230 158H231V156H230ZM238 158V157H237ZM260 158H261V156H260ZM72 159H74V158H72ZM94 159V160H95ZM107 159V158H106ZM120 159V158H119ZM215 159V158H214ZM216 159H218V158H216ZM262 159H264V158H262ZM11 160V159H10ZM18 160V159H17ZM19 160H20V158H19ZM78 160H80V159H78ZM78 160H76V162L78 161ZM101 160V159H100ZM204 160H206V158L204 159ZM208 160V159H207ZM206 160V161H207ZM211 160V159H210ZM220 160V159H219ZM233 160H235L234 158H233ZM236 160H240V159H236ZM235 160V161H236ZM1 161V160H0ZM73 161H75V159L73 160ZM92 160H90V162H84L83 161V165H82V167L84 168L85 166H86V168H88V166H100L101 167V165H102V163H101V165H100V162H98V160L96 159V161H93V162H91ZM111 161V160H110ZM122 161V160H121ZM206 161H205V163H206ZM209 161V160H208ZM221 161V160H220ZM231 161V160H230ZM7 162V161H6ZM11 162V161H10ZM21 161H19V163H20ZM70 162V161H69ZM79 162V161H78ZM78 162H77V164H78ZM105 162V161H104ZM103 162V163H104ZM211 162V161H210ZM243 162V161H242ZM242 162H240V164L242 163ZM18 163V164H19ZM68 163V162H67ZM71 163V162H70ZM82 163V162H81ZM80 163V164H81ZM204 163V164H205ZM220 163V162H219ZM238 163V162H237ZM10 164H12V163H10ZM15 164V163H14ZM74 164V163H73ZM76 164V165H77ZM79 164V165H80ZM104 164H106V163H104ZM109 164V163H108ZM132 164V163H131ZM139 164V163H138ZM208 164H209V162H208ZM223 164V163H222ZM264 164V163H263ZM262 164V165H263ZM23 165V164H22ZM136 165V164H135ZM14 166V165H13ZM17 166V165H16ZM19 166H20V164H19ZM206 166V165H205ZM204 166V167H205ZM72 167V166H71ZM79 167V166H78ZM81 167V166H80ZM97 167V168H98ZM100 167L98 168V170L100 169ZM103 167V166H102ZM109 167V166H108ZM203 167V168H204ZM208 167V166H207ZM218 167V166H217ZM22 168V167H21ZM86 168H84L85 169V171H86ZM93 169H94V167H92ZM96 168V167H95ZM96 168V169H97ZM105 168H106V166H105ZM211 168V167H210ZM218 168H220L221 169V167L219 166ZM76 169H78V171H79V168H76ZM84 169H83V172H84ZM95 169V170H96ZM108 169V168H107ZM132 169V168H131ZM239 169V168H238ZM256 169H258V168H256ZM255 169V171H257ZM263 169V168H262ZM20 170V169H19ZM82 170V169H81ZM90 170H91V168L89 169V172H90ZM101 170V169H100ZM205 170V169H204ZM219 170V169H218ZM253 170V169H252ZM259 170V169H258ZM76 171V170H75ZM108 171V170H107ZM191 171L193 172V173H191ZM199 171V170H198ZM197 171V172H198ZM212 171V170H211ZM215 171H217V168H216V170ZM221 171V170H220ZM260 171H262V170H259V172ZM70 172V171H69ZM98 172V171H97ZM132 172V171H131ZM131 172H130V174H131ZM250 172H252V171H250ZM254 172V171H253ZM76 173H77V171H76ZM81 173V172H80ZM257 173V172H256ZM262 173V172H261ZM259 174L260 175V177H261V175L262 174ZM73 174V173H72ZM88 174V173H87ZM95 174H96V171H95ZM216 174V173H215ZM252 174H255V173H252ZM257 174V175H258ZM76 175V174H75ZM82 175V174H81ZM94 175V174H93ZM195 175V174H194ZM194 175H193V178H194ZM197 175V174H196ZM208 175V174H207ZM74 176V175H73ZM127 173H126V175L124 174L123 176H121V177H124V178H126V179H124V180H128L127 179ZM200 176H202V175H200ZM77 177V176H76ZM79 177V176H78ZM83 177V176H82ZM82 177H80V178H82ZM89 177V176H88ZM197 177V176H196ZM195 177V178H196ZM214 177V176H213ZM259 177V176H258ZM259 177V178H260ZM264 177V175H262V178ZM75 178V177H74ZM84 178V177H83ZM86 178V177H85ZM93 178V177H92ZM192 178V179H193ZM194 178V179H195ZM72 179V178H71ZM86 179H88V178H86ZM137 178H136V176L135 177H133L132 178V180H136ZM200 179V178H199ZM204 179H205V177H204ZM207 179V178H206ZM205 179V180H206ZM210 179V178H209ZM213 179V178H212ZM75 180L77 181V180H79L80 181V179L79 178H75ZM74 180V181H75ZM89 180V179H88ZM132 180H131V182H129V183H127L126 182V184H125V186H124V188L126 187L127 189H129V190H131V191H134L133 193L135 194V191L137 192V193H139L140 191H142L141 189H146L145 190V194L147 195L149 192H150V190H149V192L147 193V188H146V186H144V188H142V185H143V181H135V182H132ZM188 180V181H187ZM264 180V179H263ZM78 181V182H79ZM81 181H84V180H82L81 179ZM81 181H80V183H81ZM199 181V180H198ZM215 181V180H214ZM245 181V180H244ZM256 181H258V179L256 180ZM78 182H77V184H78ZM156 182V183H157ZM193 182V181H192ZM191 182V183H192ZM202 182V181H201ZM215 182H217V181H215ZM214 182V183H215ZM247 182V181H246ZM248 182H251V181H248ZM247 182V183H248ZM259 182V181H258ZM74 183V182H73ZM157 183V184H158ZM207 183V182H206ZM252 183V182H251ZM251 183H248V186H250L249 184H251ZM256 183V182H255ZM261 183V182H260ZM263 183V182H262ZM261 183V184H262ZM70 184V183H69ZM76 184V183H75ZM187 184V185H186ZM220 184H221V182H220ZM244 184H245V182H244ZM82 185V184H81ZM106 185H108V184H106ZM158 185V186H159ZM186 185V186H185ZM222 185V184H221ZM253 185V184H252ZM256 185V184H255ZM263 185V184H262ZM157 186V185H156ZM215 186V185H214ZM229 186V185H228ZM247 186V187H248ZM258 186H259V184H258ZM149 187V186H148ZM176 187H178L177 189H176ZM234 187H235V184H234ZM247 187L245 186L244 187V189L246 188L247 189ZM251 187V186H250ZM108 188V187H107ZM121 188H123V187H121ZM150 188V187H149ZM158 189L157 187L155 188V186L153 187L152 186V189ZM160 188V189H161ZM232 188V187H231ZM240 188H242V187H240ZM106 189V188H105ZM111 189V188H110ZM126 189V190H127ZM160 189H158V190H160ZM207 189V188H206ZM234 189V188H233ZM237 189V188H236ZM107 190V189H106ZM118 190H120V187H113L111 190H110V193H115L116 191H118ZM157 190V193L159 192ZM175 190H177L178 191V194L176 195L175 193ZM194 190V189H193ZM205 190V189H204ZM211 190V189H210ZM218 190V189H217ZM250 190V189H249ZM123 191V190H122ZM139 191V192H138ZM155 191V190H154ZM154 191L152 192V193H154ZM206 191V190H205ZM237 191V190H236ZM236 191H234V192H236ZM241 191H242V189H241ZM107 192H109L108 190H107ZM144 192V191H143ZM151 192H150V195H151ZM212 192V191H211ZM214 193L216 192V191H213ZM239 192H240V190H239ZM156 193V192H155ZM156 193V194H157ZM164 193V192H163ZM195 193H196V191H195ZM220 193H221V191H220ZM238 193V192H237ZM140 194H141V192H140ZM144 194V193H143ZM142 194V195H143ZM161 193H159V195H160ZM212 194V193H211ZM210 194V195H211ZM216 194H217V192H216ZM215 194V195H216ZM218 194H219V192H218ZM235 194V193H234ZM234 194H232V193H230V194H228L226 197H228L229 198V196L232 198L233 196H235ZM130 195V194H129ZM131 195H132V193H131ZM145 195V196H146ZM213 195V194H212ZM220 195V194H219ZM238 195V194H237ZM148 196H149V194H148ZM164 196V197H163ZM218 196V195H217ZM139 197H140V195H139ZM153 197V196H152ZM178 197L180 198V199H178ZM212 197V196H211ZM9 198V197H8ZM146 198H147V196H146ZM146 198H145V200H146ZM149 198H151V197H149ZM198 198H199V196H198ZM206 198V197H205ZM230 198V199H231ZM200 199V198H199ZM207 199H209V198H207ZM246 199V198H245ZM6 200H7V198H6ZM148 200V199H147ZM180 200V202H178L177 203V201H179ZM202 200V199H201ZM204 200V199H203ZM202 200V201H203ZM210 200V199H209ZM234 200V199H233ZM235 200H236V197H235ZM208 201V200H207ZM242 201V200H241ZM2 202H3V200H2ZM200 202V201H199ZM212 202V201H211ZM239 202V201H238ZM177 203V204H176ZM205 202H203V204H204ZM207 203V202H206ZM209 203V202H208ZM4 204V203H3ZM211 204V203H210ZM222 205H224V204H221V206ZM230 205V204H229ZM242 205V204H241ZM151 206H152V204H151ZM209 206V205H208ZM244 206V205H243ZM251 206V205H250ZM262 206V205H261ZM209 207H211V206H209ZM220 207V206H219ZM228 207V206H227ZM245 207V206H244ZM247 207V206H246ZM256 207V206H255ZM258 207V206H257ZM256 207V208H257ZM153 208V207H152ZM155 208H153V209H155ZM240 208V207H239ZM259 208V207H258ZM257 208V209H258ZM225 209V208H224ZM241 209H242V207H241ZM244 209V208H243ZM255 209V208H254ZM253 210V209H252ZM241 211H243V210H241ZM245 211V210H244ZM247 211V210H246ZM257 211V210H256ZM262 211V210H261ZM264 211V210H263ZM262 211V212H263ZM114 213H115V211H113ZM239 212L240 211H238V214H239ZM249 212H251V211H249ZM150 213V212H149ZM148 213V214H149ZM244 213V212H243ZM112 214V213H111ZM122 214V213H121ZM120 214V215H121ZM152 214V215H153ZM237 214V213H236ZM240 214H242V213H240ZM247 214V213H246ZM251 214V213H250ZM253 214V213H252ZM254 214H255V212H254ZM253 214V215H254ZM115 215V214H114ZM113 215V216H114ZM120 215H118L119 217H120ZM253 215H252V217H253ZM257 215V214H256ZM98 216V215H97ZM96 216V217H97ZM151 216V215H150ZM150 216H149V218H150ZM154 216V215H153ZM213 216V215H212ZM259 216V215H258ZM99 217V216H98ZM100 217H102V216H100ZM115 217V216H114ZM106 218V217H105ZM112 218V217H111ZM111 218H110V220H111ZM133 218H134V216H133ZM161 218V219H160ZM191 218H193L192 220H191V222L194 224V226H193V224H191V222L189 223V222H187L188 221V219H191ZM211 218V217H210ZM238 218V217H237ZM113 219V218H112ZM117 219L118 220H120L118 217H117ZM212 219V218H211ZM105 220H107V219H105ZM209 220V219H208ZM208 220H207V222H205V223H209V225H212L213 223V221H210L211 222V224H210V222H208ZM234 220V219H233ZM236 220V219H235ZM242 220V219H241ZM103 221V220H102ZM108 221V220H107ZM116 221V220H115ZM124 221V220H123ZM133 221H134V219H133ZM160 221V222H159ZM214 221H215V219H214ZM254 221V220H253ZM104 222H106V221H104ZM147 222V221H146ZM148 222H149V219H148ZM147 222V223H148ZM195 222V223H194ZM229 222V221H228ZM227 222V223H228ZM243 222H245L246 223V220L244 221L243 220ZM94 224H95V222H93ZM97 223V222H96ZM167 223V224H166ZM204 223V222H203ZM204 223V224H205ZM229 223H232L231 222V220H230V222ZM229 223H228V225H229ZM99 224V223H98ZM107 224V223H106ZM112 224V223H111ZM123 224H125L124 222H123ZM131 224V223H130ZM197 224V223H196ZM201 224H202V222H201ZM204 224H202V225H204ZM224 224V223H223ZM241 224H243L242 222H241ZM93 225V224H92ZM115 225V224H114ZM116 225H118V224H116ZM139 225V224H138ZM143 225H145V223L143 224ZM208 225V224H207ZM206 224L204 225V226H207ZM228 225H225V226H227L228 227ZM244 225H247V223L246 224H244ZM256 225V224H255ZM262 225H263V223H262ZM111 226V225H110ZM124 226V227H125ZM141 226V225H140ZM146 226V225H145ZM144 226V227H145ZM152 226V227H153ZM158 226V225H157ZM249 226V225H248ZM248 226H247V228H248ZM259 226H261V225H259ZM49 227H52V226H49ZM55 227V226H54ZM113 227V226H112ZM118 227H120V225L118 226ZM128 227H130L129 225H128ZM132 227V228H133ZM142 227V226H141ZM202 227V226H201ZM243 227V226H242ZM253 227V226H252ZM256 227V226H255ZM200 228V227H199ZM209 228H210V226H209ZM238 228V227H237ZM240 228V227H239ZM246 228V229H247ZM46 229L48 230V229H51V228H48V227H46ZM44 230V232H46L47 230ZM57 229V228H56ZM81 229H83V228H81ZM81 229H79L80 230V235H81V237H83V235H84V233H83V231L81 232ZM126 229V230H125ZM144 229V228H143ZM154 229V228H153ZM204 229H205V227H204ZM203 229V230H204ZM212 229V228H211ZM234 229H236V228H234ZM243 229H244V227H243ZM253 229V228H252ZM256 228H254L253 230H255ZM258 229H261V228H259L258 227ZM52 230V229H51ZM59 230V229H58ZM58 230H56V231H58ZM78 230V231H79ZM91 230V229H90ZM105 229H103V231H104ZM221 230V229H220ZM222 230H224V229H222ZM55 231V228H53V232H55V233H57ZM102 231V232H103ZM196 231H199V230H196ZM211 231V230H210ZM227 231V230H226ZM231 231V230H230ZM229 231V232H230ZM240 231H241V229H240ZM244 231V230H243ZM251 230H249V232H250ZM259 231V230H258ZM261 231V230H260ZM48 232L50 233V231L48 230ZM59 233L58 234H60V233H62V232H60V231H58ZM92 232V231H91ZM96 232V231H95ZM119 232H121L120 234H119ZM204 232V231H203ZM221 232H223V231H221ZM232 232V231H231ZM236 232V231H235ZM238 233H239V231H237ZM236 232V233H237ZM246 232V231H245ZM245 232H243V233H245ZM262 232V231H261ZM55 233H53L54 234V236H52V238L53 239H56V237H55ZM75 233V232H74ZM78 232H76V234H77ZM81 233H83V235L81 234ZM88 233H90L89 231L86 233V231H85V234H87L86 236H89L88 235ZM181 233V234H182ZM184 233V234H185ZM251 233V232H250ZM264 233V232H263ZM261 234V236L262 235H264V234ZM43 234V233H42ZM63 234V233H62ZM97 234V233H96ZM185 234V235H186ZM221 234V233H220ZM228 234V233H227ZM242 234V233H241ZM253 234L255 235L254 237H256V234H255V232H253ZM149 235V236H148ZM173 235V236H172ZM183 235V234H182ZM236 235V234H235ZM234 235V236H235ZM238 236L240 235V233L239 234H237ZM243 235V234H242ZM246 235V234H245ZM259 235V234H258ZM72 236V235H71ZM70 236V237H71ZM76 236V235H75ZM92 236H94V234H90V238L92 237ZM96 236V235H95ZM94 236V237H95ZM121 236V238H118V237H120ZM148 236V237H147ZM151 236V238H149ZM190 236V237H191ZM238 236H236V238L238 237ZM250 236H252V235H250ZM45 237V236H44ZM50 237H51V235H50ZM55 237V238H54ZM74 237V236H73ZM78 237L80 238V236L78 235ZM94 237H92V238H94ZM178 237H180V236H178ZM177 237V238H178ZM231 237V236H230ZM241 237V236H240ZM243 237V236H242ZM242 237H241V239H242ZM246 237H248L249 238V236H245V238H243L244 240V242H245V240L247 239L248 240V238H246ZM253 237V236H252ZM253 237V238H254ZM258 238H261V237H259V236H257ZM256 237V240L258 239ZM264 237V236H263ZM262 237V238H263ZM62 238V237H61ZM60 237H59V243L61 242L62 243V245H64V244H66V243H64L63 244V242L62 241H60V239H61ZM64 238V237H63ZM84 238H86L85 236H84ZM91 238V242H92V239ZM96 238V237H95ZM145 238H147V239H145ZM149 238V239H148ZM176 238V237H175ZM176 238V239H177ZM180 238H182V236L180 237ZM193 238V237H192ZM196 238H197V235H196ZM233 238V237H232ZM235 238V237H234ZM65 239H67V237L65 238ZM88 240H90L89 238H87ZM98 239H100V237L98 238ZM173 239V238H172ZM179 239V238H178ZM189 239V238H188ZM191 239V238H190ZM249 239H251V237L249 238ZM69 240H71V239H69ZM69 240H67V241H69ZM75 240H77V238L75 237ZM80 240V239H79ZM82 240V239H81ZM119 240H121V241H119ZM164 240V241H165ZM198 240V239H197ZM197 240H194L195 242L197 241ZM229 240V239H228ZM230 240H231V238H230ZM232 240H234V239H232ZM237 240H240L239 238L237 239ZM236 239L234 240V241H237ZM246 240V241H247ZM262 240V239H261ZM264 240V239H263ZM262 240V241H263ZM56 241H58V238H57V240ZM95 241V240H94ZM101 241V240H100ZM154 241H153V243H154ZM159 241H158V243H159ZM173 241V240H172ZM180 241H182V240H180ZM184 241V240H183ZM252 241H254V240H252ZM72 242V241H71ZM73 242H74V240H73ZM72 242V243H73ZM156 242V241H155ZM185 242H186V239H185ZM195 242H193V243H195ZM214 242H216V241H214ZM239 242V241H238ZM249 242H250V240H249ZM69 243V242H68ZM67 243V244H68ZM76 243V242H75ZM74 243V244H75ZM82 243V242H81ZM89 243V244H88ZM87 244V246L86 245H84L83 246V244H82V246L83 247H81V246H79L80 247V249H78V252L75 254L76 256H75V261H78V262H83L84 261V263H85V261H89V260H91V259H96V261H98L97 259L98 258H101V256H99V254H100V247H101V245L100 244H98V243H96V242H92L91 244H90V242H88ZM152 243V242H151ZM174 243V242H173ZM183 243V242H182ZM197 243V242H196ZM195 243V244H196ZM231 243V242H230ZM235 243V242H234ZM243 242H241V244H242ZM247 244H248V242H246ZM71 244V243H70ZM73 244V245H74ZM79 244V243H78ZM84 244H86V243H84ZM156 245H157V243H155ZM154 244V245H155ZM191 244V243H190ZM207 244V243H206ZM215 244V243H214ZM244 244V243H243ZM57 246H58V244H56ZM81 245V244H80ZM106 245V244H105ZM121 245V244H120ZM182 245V244H181ZM199 245V244H198ZM255 245V244H254ZM34 247L36 246V245H33ZM104 246V245H103ZM107 246V245H106ZM124 246V245H123ZM125 246H126V244H125ZM240 246V245H239ZM246 245H244L243 247H245ZM260 246V245H259ZM64 247V246H63ZM78 247V246H77ZM110 247H112V246H110ZM122 247V246H121ZM134 247V246H133ZM149 247V246H148ZM232 247V246H231ZM253 247V246H252ZM261 247V246H260ZM54 248V247H53ZM103 248V247H102ZM102 248H101V250H102ZM140 248H141V246H140ZM147 248V247H146ZM153 248V247H152ZM206 248V247H205ZM208 248V247H207ZM246 248V247H245ZM248 248H250V247H248ZM137 249V248H136ZM143 249V248H142ZM154 249V248H153ZM211 249V248H210ZM237 249H240V248H237ZM32 250H34V248H32ZM139 250H141V249H139ZM147 250V249H146ZM150 250V249H149ZM156 250H157V247H156ZM204 250H209V249H204ZM231 250V249H230ZM235 250H236V248H235ZM234 250V251H235ZM46 251V250H45ZM108 251V250H107ZM109 251H110V249H109ZM108 251V252H109ZM112 251V250H111ZM144 251V250H143ZM159 251V250H158ZM158 251H157V253H158ZM184 251V250H183ZM193 251V250H192ZM212 251L214 252V250L212 249ZM233 251V252H234ZM251 251H252V248H251ZM251 251L248 253V254H250L251 253ZM32 252V251H31ZM39 252V251H38ZM51 252V251H50ZM50 252L48 253V257L50 256L49 254H50ZM59 252V251H58ZM57 252V253H58ZM138 251H136V252H134V253H137ZM156 252V251H155ZM154 252V253H155ZM159 252H161V251H159ZM163 252V251H162ZM172 252V251H171ZM177 252H178V250H177ZM177 252H175L176 254H177ZM186 252V251H185ZM237 252H238V250H237ZM236 252V253H237ZM243 252V251H242ZM241 252V253H242ZM254 252V251H253ZM41 253H43L42 251H41ZM52 253H55V252H52ZM51 253V254H52ZM59 253H61V252H59ZM104 253V252H103ZM139 253V252H138ZM137 253V254H138ZM145 253H147V252H145ZM150 253H152V252H150ZM156 253V254H157ZM164 253V252H163ZM174 253V252H173ZM179 253V252H178ZM194 254H195V252H193ZM192 253V254H193ZM200 253V252H199ZM198 253V254H199ZM203 253V252H202ZM206 252H204L203 254H205ZM230 253V252H229ZM235 253V254H236ZM239 253H240V250H239V252H238V255H239ZM245 253V252H244ZM261 253V252H260ZM28 254H29V252H28ZM31 254V253H30ZM37 254V253H36ZM153 254V253H152ZM151 254V255H152ZM155 254V256H157V255H160L161 253H159V254H157L156 255ZM165 254V253H164ZM187 254V253H186ZM197 254V256H193V257H191V256H188L187 258H195V257H197V258H199V255ZM207 254H209V253H207ZM211 254L212 253H210L209 255L211 256ZM213 254H217V253H213ZM212 254V255H213ZM227 254V253H226ZM243 254V253H242ZM247 254V256L246 255H244L246 258L247 257H249V255ZM258 254V253H257ZM263 254V253H262ZM44 255V254H43ZM47 254H45V258L47 257L46 256ZM59 255V254H58ZM57 255V256H58ZM101 255H102V253H101ZM104 255V254H103ZM129 255V254H128ZM144 255V254H143ZM148 254H146V256H147ZM163 255V254H162ZM166 255H168V253L166 254ZM165 255V256H166ZM173 255V254H172ZM178 255H180V254H178ZM196 255V254H195ZM227 255H229V254H227ZM232 255V254H231ZM230 255V256H231ZM30 256V255H29ZM39 257L41 256L40 254L38 255ZM56 256V253H55V255H54V257H53V254H52V258L51 259H53L54 260V258H56L55 257ZM72 257H73V254L71 255ZM70 256V257H71ZM111 256H112V254H111ZM130 256H131V254H130ZM129 256V257H130ZM133 256V255H132ZM149 256V255H148ZM165 256H163L164 257V259L166 260V258H165ZM177 256V255H176ZM187 256V255H186ZM186 256H184V255H180V256H178V257H181V259L179 260L180 261V263L182 262L183 264H186V262H187V258H184V257H186ZM201 256V255H200ZM205 256V255H204ZM208 255H206V257H207ZM214 256V255H213ZM220 256H223V254L222 255H220ZM224 256H225V253H224ZM223 256V257H224ZM240 257L242 256V255H239ZM238 256V257H239ZM255 256H256V253H255ZM261 256V255H260ZM37 257V256H36ZM35 257V258H36ZM42 257V256H41ZM71 257V258H72ZM115 257V256H114ZM121 257L122 256H120V257H116V259H119L120 258V260H121ZM162 257V258H163ZM167 257V256H166ZM171 258H177L178 259V257H174V255H173V257L172 256H170ZM169 257V258H170ZM202 257V256H201ZM209 257V256H208ZM212 257V256H211ZM215 257V256H214ZM226 257V256H225ZM232 257V256H231ZM238 258V259H235L234 261L231 259V261H233L234 263H240V264H242V263H244V264H249V260L248 259H241V258ZM243 257V256H242ZM244 257V258H245ZM250 257H252V255L250 256ZM133 258H135V256H133ZM138 258V257H137ZM140 258V257H139ZM149 258V257H148ZM158 258V257H157ZM171 258H170V260H171ZM213 258V257H212ZM212 258H210V260L212 259ZM217 258H218V256H217ZM227 258V257H226ZM226 258H224V259H226ZM228 258H229V260H230V257L228 256ZM233 258V257H232ZM252 258H254V257H252ZM256 258H258V260L260 259L258 256L256 257ZM42 259V258H41ZM48 258H46L45 260H47ZM50 259V260H51ZM68 259V258H67ZM66 259V260H67ZM112 259V258H111ZM115 259V260H116ZM131 259V258H130ZM129 258H127V259H123V260H127L128 262L129 261H131ZM159 259V258H158ZM161 259V258H160ZM172 259V260H173ZM185 259H187V260H185ZM190 259V260H191ZM206 259V258H205ZM219 259L220 260H222L220 257H219ZM30 260V259H29ZM28 260V261H29ZM38 260V259H37ZM45 260H44V262H45ZM53 260H51L52 262H53ZM74 260V259H73ZM101 260H103L102 258H101ZM133 260V259H132ZM136 260V259H135ZM153 260V259H152ZM169 260V259H168ZM175 260V259H174ZM195 260V259H194ZM201 260V259H200ZM208 260H209V258H208ZM213 260V259H212ZM211 260V261H212ZM215 260V259H214ZM213 260V262L215 263V261ZM219 260V261H220ZM228 260V261H229ZM254 260H256L255 258H254ZM261 260H262V258H261ZM31 261H33V260H31ZM34 261H36V260H34ZM48 261L49 260H47V262H45V264H48ZM93 261V260H92ZM117 261H119V260H117ZM137 261V260H136ZM136 261H135V263H136ZM142 261H144L143 259L141 260H139V261H137V263H141ZM149 261H150V259H149ZM148 261V262H149ZM155 261H157V260H155ZM167 261V260H166ZM166 261H163V262H166ZM193 261V260H192ZM226 262H227V259L225 260ZM40 262H43V260L42 261H40ZM51 262V263H52ZM65 262V261H64ZM90 262V261H89ZM94 263H96L95 262V260L93 261ZM106 262V261H105ZM111 262H113V261H111ZM116 262V261H115ZM114 262V263H115ZM121 261H119V263H120ZM125 261H123V263H124ZM132 262V261H131ZM131 262L129 263V264H131ZM189 262V261H188ZM195 262V261H194ZM198 262V261H197ZM206 262H208V261H206ZM216 262H217V260H216ZM256 262V261H255ZM263 261H261V263H262ZM73 263H75V262H73ZM77 263V262H76ZM75 263V264H76ZM83 263V264H84ZM92 263V262H91ZM93 263V264H94ZM101 263V262H100ZM110 263V262H109ZM118 263V264H119ZM127 263V262H126ZM125 263V264H126ZM147 263V262H146ZM181 263V264H182ZM193 263V262H192ZM210 263V262H209ZM214 263H212V264H214ZM219 263H221V261L219 262ZM223 263V262H222ZM225 263V262H224ZM223 263V264H224ZM229 262H227V264H228ZM231 263V262H230ZM253 264H254V262H252ZM257 263H258V261H257ZM35 264V263H34ZM42 264V263H41ZM44 264V263H43ZM50 264V263H49ZM66 264H68V263H66ZM78 264V263H77ZM86 264H87V262H86ZM103 264V263H102ZM117 264V263H116ZM121 264H122V262H121ZM154 264V263H153ZM171 264H172V262H171ZM190 264V263H189ZM194 264V263H193ZM208 264V263H207ZM211 264V263H210ZM215 264H217V263H215Z\"/></svg>","mask_w":264,"mask_h":264}]
</instances>
